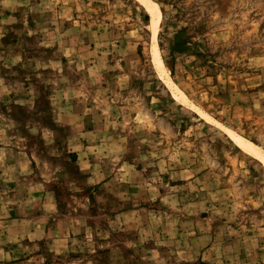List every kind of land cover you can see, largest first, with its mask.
<instances>
[{"label":"rangeland","instance_id":"1","mask_svg":"<svg viewBox=\"0 0 264 264\" xmlns=\"http://www.w3.org/2000/svg\"><path fill=\"white\" fill-rule=\"evenodd\" d=\"M0 0V264H264V0ZM201 109V115L196 111Z\"/></svg>","mask_w":264,"mask_h":264},{"label":"bare ground","instance_id":"2","mask_svg":"<svg viewBox=\"0 0 264 264\" xmlns=\"http://www.w3.org/2000/svg\"><path fill=\"white\" fill-rule=\"evenodd\" d=\"M141 6L152 16L151 21V32H152V44L154 49V58L156 67L160 73L162 80L164 81L167 88L172 92L173 97L185 106L193 107V104L189 98L183 93L181 89L173 82L168 72L165 70L164 64L160 58L157 46V32H158V21L160 18V9L159 4L155 0H136ZM196 111L203 115V111L199 108H196ZM227 133L233 139V141L238 145V147L245 153L261 160L264 163V148L258 146L250 139L245 138L242 135L237 134L231 130H228Z\"/></svg>","mask_w":264,"mask_h":264}]
</instances>
